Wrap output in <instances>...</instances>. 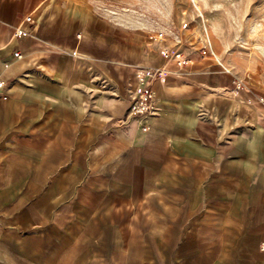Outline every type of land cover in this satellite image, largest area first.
<instances>
[{
  "label": "crops",
  "instance_id": "0c3cea01",
  "mask_svg": "<svg viewBox=\"0 0 264 264\" xmlns=\"http://www.w3.org/2000/svg\"><path fill=\"white\" fill-rule=\"evenodd\" d=\"M164 63L75 0H0V264H264V90L171 63L134 119Z\"/></svg>",
  "mask_w": 264,
  "mask_h": 264
},
{
  "label": "rangeland",
  "instance_id": "374dc122",
  "mask_svg": "<svg viewBox=\"0 0 264 264\" xmlns=\"http://www.w3.org/2000/svg\"><path fill=\"white\" fill-rule=\"evenodd\" d=\"M75 1L91 17L144 34L160 52L164 45H176L199 58L202 41L209 36L215 52L211 58L217 63L219 58L232 79L239 77L247 88L259 85L264 90V0ZM161 31L170 33L164 44L158 40ZM172 33L182 42L177 43Z\"/></svg>",
  "mask_w": 264,
  "mask_h": 264
},
{
  "label": "built area",
  "instance_id": "2783aa9c",
  "mask_svg": "<svg viewBox=\"0 0 264 264\" xmlns=\"http://www.w3.org/2000/svg\"><path fill=\"white\" fill-rule=\"evenodd\" d=\"M28 23H33L32 16H28L25 19ZM25 32L21 28H17L15 35L21 36ZM167 31H161L158 33V40L164 44L169 37ZM177 43H181L182 39L178 34L172 33ZM165 63L160 67L145 68L140 67L137 71L138 87L130 95V113L136 120H140L145 117L153 116L157 113L156 95L153 89V84L157 80L166 81L171 70L169 65L173 63L178 68H185L191 66L195 59L192 57V53L188 50L181 49L180 47L164 45L161 50ZM215 55L214 48L209 36H205L200 48L201 58L212 57ZM18 58L20 54H16ZM7 86V82L0 77V90H4ZM247 88L246 82L239 78L234 77L232 79V92L239 94L241 91ZM258 101L264 103V97H259ZM142 129L148 131V126L143 125ZM261 250L264 251V243L261 245Z\"/></svg>",
  "mask_w": 264,
  "mask_h": 264
},
{
  "label": "bare ground",
  "instance_id": "6f19581e",
  "mask_svg": "<svg viewBox=\"0 0 264 264\" xmlns=\"http://www.w3.org/2000/svg\"><path fill=\"white\" fill-rule=\"evenodd\" d=\"M217 61H218V63H220L223 67H225V65L220 61L219 58H217ZM225 68L227 69V70H225V72H229V71H230L227 67H225ZM245 90L249 91L248 89H245Z\"/></svg>",
  "mask_w": 264,
  "mask_h": 264
}]
</instances>
